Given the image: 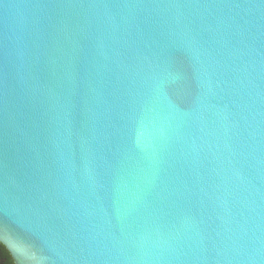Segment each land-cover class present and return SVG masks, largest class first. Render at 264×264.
<instances>
[{
    "label": "water",
    "instance_id": "water-1",
    "mask_svg": "<svg viewBox=\"0 0 264 264\" xmlns=\"http://www.w3.org/2000/svg\"><path fill=\"white\" fill-rule=\"evenodd\" d=\"M0 243L264 264V0H0Z\"/></svg>",
    "mask_w": 264,
    "mask_h": 264
},
{
    "label": "trees",
    "instance_id": "trees-1",
    "mask_svg": "<svg viewBox=\"0 0 264 264\" xmlns=\"http://www.w3.org/2000/svg\"><path fill=\"white\" fill-rule=\"evenodd\" d=\"M0 264H14L10 253L1 243H0Z\"/></svg>",
    "mask_w": 264,
    "mask_h": 264
}]
</instances>
